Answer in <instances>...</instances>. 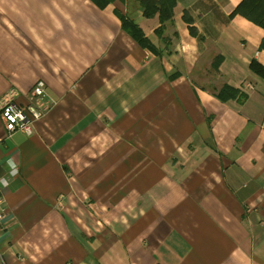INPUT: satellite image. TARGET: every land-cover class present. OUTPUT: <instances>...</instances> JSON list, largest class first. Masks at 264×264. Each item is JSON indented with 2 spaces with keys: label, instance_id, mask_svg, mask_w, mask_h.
Listing matches in <instances>:
<instances>
[{
  "label": "crops",
  "instance_id": "obj_1",
  "mask_svg": "<svg viewBox=\"0 0 264 264\" xmlns=\"http://www.w3.org/2000/svg\"><path fill=\"white\" fill-rule=\"evenodd\" d=\"M241 1L175 0L158 36L137 0H0V105L46 93L30 136L0 117V264H264V32Z\"/></svg>",
  "mask_w": 264,
  "mask_h": 264
},
{
  "label": "trees",
  "instance_id": "obj_2",
  "mask_svg": "<svg viewBox=\"0 0 264 264\" xmlns=\"http://www.w3.org/2000/svg\"><path fill=\"white\" fill-rule=\"evenodd\" d=\"M97 8L104 9L107 5L114 1L123 2L124 0H90ZM139 7L142 10V15L145 18L157 16L159 20V28L155 31L157 35L163 33V27L166 23H171L173 18V10L175 0H137ZM239 15L249 22L260 27L264 32V0H242L231 16ZM120 21L121 30L125 32L140 48L146 49L154 55L160 56L162 51L157 49L151 41L145 37L143 31L127 17L117 14ZM190 23V20H186ZM190 27V25H189ZM192 32V29L189 28ZM259 48L264 51V34L260 42ZM250 68L253 73L261 78H264V68L258 65L255 61H251ZM215 97L222 102L232 99H240L245 96L238 89L228 85H223L218 91H215Z\"/></svg>",
  "mask_w": 264,
  "mask_h": 264
},
{
  "label": "built area",
  "instance_id": "obj_3",
  "mask_svg": "<svg viewBox=\"0 0 264 264\" xmlns=\"http://www.w3.org/2000/svg\"><path fill=\"white\" fill-rule=\"evenodd\" d=\"M15 95L12 92L8 93V96L0 105V117L3 121V125L7 136L20 132L26 136H30L32 133V125L39 121L45 112L42 109V103L46 100L45 87L42 82H37L31 89L29 98L25 103H18L14 100ZM12 169L11 176H15ZM4 181L6 178L0 176V233L5 229L6 212L4 207V201L2 196V189L7 186Z\"/></svg>",
  "mask_w": 264,
  "mask_h": 264
},
{
  "label": "clouds",
  "instance_id": "obj_4",
  "mask_svg": "<svg viewBox=\"0 0 264 264\" xmlns=\"http://www.w3.org/2000/svg\"><path fill=\"white\" fill-rule=\"evenodd\" d=\"M8 163H9V166L12 169L13 173H17L18 172V168H17V165L15 164V162L10 160ZM4 183L6 184L7 181H4Z\"/></svg>",
  "mask_w": 264,
  "mask_h": 264
}]
</instances>
